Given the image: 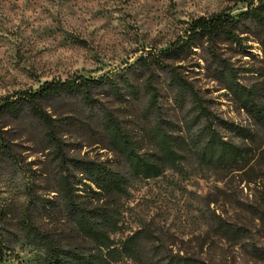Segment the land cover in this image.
I'll list each match as a JSON object with an SVG mask.
<instances>
[{
  "label": "trees",
  "instance_id": "1",
  "mask_svg": "<svg viewBox=\"0 0 264 264\" xmlns=\"http://www.w3.org/2000/svg\"><path fill=\"white\" fill-rule=\"evenodd\" d=\"M236 1L244 5L192 19L166 46L145 50L121 72L44 81L0 99V160L29 177L21 188L25 202L1 208L3 248L7 241L27 246L39 253V264H113L120 257L140 264H221L181 249L143 254L141 229L119 245L109 235L117 229V197L129 178H157L188 157L246 186L259 185L264 207V172L255 167L264 151L255 148L258 131L264 130V0ZM200 79L210 87L200 86ZM209 92L223 96L248 124L215 113ZM110 99L139 104L145 123L140 138L106 104ZM72 101L92 115L93 124L81 123L67 103ZM10 122L18 134L7 128ZM74 127L90 133L93 143H102L126 170L116 169L111 159L70 154L81 147L65 139ZM21 137L37 145L43 158L22 164L13 149ZM38 178L49 196L39 194ZM37 216L64 219L78 240L63 241L43 229ZM211 223L215 233L229 239L247 233L244 225L219 214Z\"/></svg>",
  "mask_w": 264,
  "mask_h": 264
},
{
  "label": "rangeland",
  "instance_id": "2",
  "mask_svg": "<svg viewBox=\"0 0 264 264\" xmlns=\"http://www.w3.org/2000/svg\"><path fill=\"white\" fill-rule=\"evenodd\" d=\"M243 5L236 0H0V99L33 90L44 81L121 72L145 50L166 46L192 19ZM199 85L211 84L200 79ZM207 96L214 98L211 108L215 113L248 124L245 115L223 96L217 92ZM67 103L73 105L72 111L81 123L93 124L92 115L79 103ZM106 104L126 120L124 124L135 138L141 137L145 123L138 115V103L129 107L110 99ZM7 128L16 131L17 126L10 122ZM90 135L81 127L72 128L65 139L81 147L70 154L111 159L116 169L124 172L125 166L116 163L115 156L101 148L102 143H93L96 140ZM14 142L13 149L22 164L43 158L32 141L21 137ZM255 148L258 153L264 150V130L258 131ZM258 155L255 167L264 172V151ZM36 182L41 184L39 194L49 196L44 179ZM27 183L25 173L11 171L0 160V214L6 204L9 209L25 202L21 188ZM262 192L259 185L246 186L232 174L213 172L188 157L157 178H129L117 197V229L109 237L119 245L123 238L141 229L139 246L143 254L156 248L181 249L221 264H264ZM251 205L253 209L246 207ZM214 214L244 225L247 233L237 240L215 233L211 223ZM36 221L63 241L78 240L62 218L37 216ZM1 223L0 219V244L4 233ZM7 243L6 249L0 245V252H4L0 264H39L37 251ZM113 264L140 263L120 257Z\"/></svg>",
  "mask_w": 264,
  "mask_h": 264
}]
</instances>
